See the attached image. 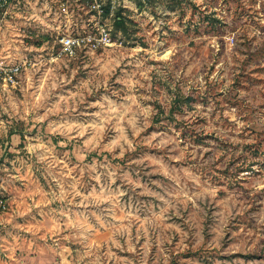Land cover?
<instances>
[{"label":"rangeland","instance_id":"1","mask_svg":"<svg viewBox=\"0 0 264 264\" xmlns=\"http://www.w3.org/2000/svg\"><path fill=\"white\" fill-rule=\"evenodd\" d=\"M102 9L1 16L0 264H264V0Z\"/></svg>","mask_w":264,"mask_h":264},{"label":"built area","instance_id":"2","mask_svg":"<svg viewBox=\"0 0 264 264\" xmlns=\"http://www.w3.org/2000/svg\"><path fill=\"white\" fill-rule=\"evenodd\" d=\"M19 0H0V28L2 23L1 16L5 14L8 8ZM79 0H77L78 2ZM85 1V0H83ZM104 0H90V4L94 7L99 15L103 12ZM110 6H114L116 0H107ZM1 30V29H0ZM61 52L65 55H73L82 48L96 49L98 46H108L110 44L109 33L104 28H98L96 35H68L62 37L59 41ZM25 64V62H22ZM21 62L7 60L1 52L0 48V96L5 89L14 86L20 73Z\"/></svg>","mask_w":264,"mask_h":264}]
</instances>
